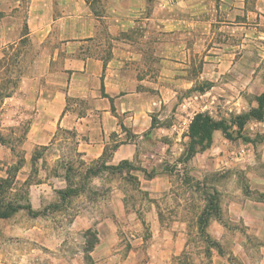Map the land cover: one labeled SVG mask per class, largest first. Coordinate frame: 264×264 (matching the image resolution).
Here are the masks:
<instances>
[{"label": "crops", "instance_id": "0c3cea01", "mask_svg": "<svg viewBox=\"0 0 264 264\" xmlns=\"http://www.w3.org/2000/svg\"><path fill=\"white\" fill-rule=\"evenodd\" d=\"M26 39L35 73L23 90L36 94L30 147L65 133L92 191L84 182L77 190L82 207L68 232L81 238L77 252L62 229L19 211L0 218V264H37L38 252L46 264H174L188 248L198 192L207 204L213 191L207 177L239 169L230 158L242 161L253 148L264 154V142L233 141L218 129L207 149L185 158L196 115L231 124L259 107L264 0H0V51ZM258 121L244 134L253 137ZM124 162L130 167L114 169ZM123 171L135 183L117 186ZM67 178L32 184V210L50 207L54 191L75 189ZM102 184L107 197H94ZM221 205L226 220L241 219L238 202L223 197ZM206 232L243 249L222 220L212 218Z\"/></svg>", "mask_w": 264, "mask_h": 264}, {"label": "rangeland", "instance_id": "374dc122", "mask_svg": "<svg viewBox=\"0 0 264 264\" xmlns=\"http://www.w3.org/2000/svg\"><path fill=\"white\" fill-rule=\"evenodd\" d=\"M21 14L18 15L19 18ZM28 48L29 42L26 39L18 46L8 45L0 51V177L12 175L13 170L20 168L18 182L12 190L8 191L6 199L16 198L24 204L29 202V188L32 184L50 180L59 186L61 178L66 175L70 186H74L75 190H79L83 182L86 187L92 188L88 185L91 180H84L86 163L76 154L74 142L63 139L67 137L65 133L59 132L57 138L62 140L52 145L34 149L30 147L28 134L32 116L36 112L33 108L36 94H29L23 90L24 85L28 84V79L35 73L32 72L30 62L25 58ZM260 66V72H264V61ZM30 104L31 107H29ZM258 130L261 128L259 127ZM252 136L257 144L264 142V133L258 132ZM62 150L68 152V158L59 157ZM34 155H37L35 161ZM263 156L258 147L253 148V154L247 155L242 161L230 158L233 164H240L239 169L236 170V166L232 167L233 169L223 175L220 171L214 170L206 180L213 188L211 194H215L218 200V207L212 218L222 220L227 228L239 234L242 251L235 253L228 247L233 240L230 236L224 238V241L229 240V243H223V245L210 236L206 232L210 221L204 228L205 232L201 229L199 217L206 209V203H201L204 198V192L201 191L198 192L199 201L194 206L193 215H190L191 219L188 223L190 228V236L187 238L188 248L175 259L174 264H214L215 261L223 264H264ZM123 169H127L126 166ZM133 176L128 173L126 177L123 171L121 175H117L116 185L121 186L120 182L124 179L135 183ZM99 181L103 182V178ZM24 182L27 184L24 185ZM104 188L102 184L100 190L94 193V197L106 198L107 190ZM26 190L27 194L24 193ZM79 191L64 197L54 191L53 203L50 207L39 211L40 216L37 217L39 226L49 224L53 231L62 229L66 235V243H69L70 250L74 252L78 251L81 238L69 236L68 234L71 233L68 232L76 212L82 207L83 198L78 195ZM138 195L141 196V194ZM223 197L238 202L241 206L242 216L239 221L226 220V212L221 205ZM23 214L27 212L23 211ZM46 214H50L49 219L45 218ZM29 218L32 216H25L26 223ZM89 240L92 241L93 238L90 237ZM45 259V254L38 252L37 264H46Z\"/></svg>", "mask_w": 264, "mask_h": 264}, {"label": "trees", "instance_id": "16d2710c", "mask_svg": "<svg viewBox=\"0 0 264 264\" xmlns=\"http://www.w3.org/2000/svg\"><path fill=\"white\" fill-rule=\"evenodd\" d=\"M21 42H24V40H22ZM257 99L259 101V107L257 109L251 110L248 114H242L232 118L231 124L227 123L224 120L216 121L208 114L196 115L190 125V143L188 145V151L185 157L186 160L190 159L198 151L207 149L211 145L213 132L218 129H221L224 132L225 136L230 140L235 141L241 139L246 142L256 143L257 141L255 138L244 134V127L247 122L251 119L259 121L264 120V93L261 94ZM234 126L236 127V129H233ZM35 156L37 155H34V161ZM125 166L127 168L130 167L126 162H124L114 169L121 170L125 168ZM101 168L102 167H98V169L93 171L92 173L97 174L98 171L101 170ZM19 170L20 168L17 167L15 170H13L12 175L8 174L7 177H0V218H10L19 211H28L30 214L34 215L40 214V212H34L32 210V207L29 202L24 204L16 198H10L9 200L6 199L8 191L12 190L13 186L18 182ZM23 184L26 185L27 182H24ZM76 192L77 190L75 189H68L66 193H63V191H61L60 195L64 197L74 195ZM24 193L27 194V190L24 191ZM23 198H25L24 195ZM217 205L218 200L215 194H211L208 198V204L206 205V209L199 217V223L202 227H200L201 229L204 230L205 226H207L218 207ZM207 206L211 208H208ZM92 244L93 242L89 244V246L91 247Z\"/></svg>", "mask_w": 264, "mask_h": 264}, {"label": "built area", "instance_id": "2783aa9c", "mask_svg": "<svg viewBox=\"0 0 264 264\" xmlns=\"http://www.w3.org/2000/svg\"><path fill=\"white\" fill-rule=\"evenodd\" d=\"M261 128V130H258V128ZM256 128V129H255ZM255 128H254V132L255 133H264V120H261V121H258L256 124H255ZM238 156L240 157H243V152L238 154Z\"/></svg>", "mask_w": 264, "mask_h": 264}]
</instances>
